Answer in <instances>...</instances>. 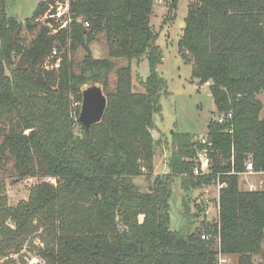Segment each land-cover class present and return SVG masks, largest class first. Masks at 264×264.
Returning <instances> with one entry per match:
<instances>
[{"label":"trees","instance_id":"1","mask_svg":"<svg viewBox=\"0 0 264 264\" xmlns=\"http://www.w3.org/2000/svg\"><path fill=\"white\" fill-rule=\"evenodd\" d=\"M61 1L69 2L65 28L55 19ZM157 1L44 0L23 25L0 0V173L9 171L14 183L55 179L33 186L16 206L0 180V264H27L24 250L44 264L264 259V187H239L247 161L264 174V104L258 98L264 93V0H190L182 57L192 65V79L209 86L218 117L209 122L205 143L173 133L170 173L154 176L159 142L153 116L161 113L167 87L152 26ZM163 1L166 19L174 20L178 0ZM24 30L34 36L29 43ZM102 33L109 57L96 59L90 44ZM79 49L85 55L75 65L70 55ZM53 55L55 67L48 69ZM119 58L148 61L142 92L133 84L131 63L116 70V88L108 91ZM93 85L103 89L107 107L87 132L79 117L83 91ZM204 149L209 172L195 175ZM144 176L147 192L137 183ZM175 183L186 204L194 191L224 184L218 220L187 234L171 230ZM204 234L211 238L203 240Z\"/></svg>","mask_w":264,"mask_h":264},{"label":"rangeland","instance_id":"2","mask_svg":"<svg viewBox=\"0 0 264 264\" xmlns=\"http://www.w3.org/2000/svg\"><path fill=\"white\" fill-rule=\"evenodd\" d=\"M42 1L44 0H7L6 14L16 18L24 25L26 19L33 16L37 6ZM63 3V1L58 2L57 7L58 5L64 6ZM189 3L190 0H178L174 20L166 19L168 10L165 1H157L154 8L152 26L158 35L157 45L160 47L163 54L162 64L158 67V73L166 82L167 86L166 92L161 98V113L153 116L154 127L152 131L155 139L159 142L157 148L159 152L154 159V176L170 173L168 158L171 154V147L173 145V133L191 134L205 141L209 122L218 117L209 86H200L197 80L192 79V65L187 64L182 57L180 41L186 26ZM64 12L65 9L63 7V15ZM67 24L68 23L63 20L60 21L58 25H63L62 27L65 28ZM33 37V35L24 30L22 39H26L27 43H29ZM90 50L96 59L109 57V46L104 33L99 34L97 39L90 44ZM60 55L61 54L58 53V56ZM84 55V50L79 49L75 53H71L70 56L75 65H78L82 61ZM53 59L54 55L46 62V68L51 69L55 67ZM113 61L115 70L111 72L109 76L108 91L113 92L116 88V70L119 67L128 66L131 63L133 84L137 91L142 92L143 88L141 82L146 81L150 75L148 61L145 59L142 62H129L124 58L113 59ZM58 66L59 62L57 61L56 67ZM258 98L264 104V93L260 94ZM260 115L261 119H264V110ZM199 153L196 158L197 162L200 161ZM248 162L249 161H247V163ZM9 168L10 167H8V169ZM206 170H208L207 167L203 166V171ZM143 171L146 173V170L143 169ZM146 178L147 177L144 176L137 181L144 192H147L150 187V183H147ZM0 180L5 185V192L8 196V203L10 206H16L19 202L27 200L29 198L30 189L36 184L42 181L55 183V179L51 178H29L26 180H18L14 183V179L10 177L9 171L5 173L1 172ZM223 187L224 184L221 185L218 183L215 186L213 185L205 189L196 190L192 193L189 203L186 204L184 202L185 195L180 185L175 183L173 186V195L170 200V229L187 234L188 232H195L198 229L202 230L204 222H216L219 217L217 199H219L220 190ZM239 187L241 190L245 191H257L262 189V187H264V174L240 175ZM203 200L209 201L210 205L202 204ZM142 219L143 218H141V220ZM35 244L40 245L38 241ZM24 253L26 255L24 259L28 262L27 264H44L35 253L26 252V250H24ZM15 259H17V256H15ZM219 259H221L222 262H220ZM255 260L256 264H264V259L261 256H256ZM217 264L237 263L236 261L229 262L228 256L220 255Z\"/></svg>","mask_w":264,"mask_h":264},{"label":"water","instance_id":"3","mask_svg":"<svg viewBox=\"0 0 264 264\" xmlns=\"http://www.w3.org/2000/svg\"><path fill=\"white\" fill-rule=\"evenodd\" d=\"M82 95L83 101L79 122L88 132L93 125L102 120L107 107V98L103 89L97 85L85 89ZM118 226L120 230L124 229L120 221H118Z\"/></svg>","mask_w":264,"mask_h":264},{"label":"built area","instance_id":"4","mask_svg":"<svg viewBox=\"0 0 264 264\" xmlns=\"http://www.w3.org/2000/svg\"><path fill=\"white\" fill-rule=\"evenodd\" d=\"M64 4V6L63 5H58V7H57V11H56V19H57V21H65V22H69V18H68V11H69V2L68 1H66V2H64L63 3ZM63 7H64V9H65V12H64V15H63V13H62V10H63ZM63 25H61L60 26V28H63L62 27ZM231 115H229V117H230ZM219 122L220 123H222L223 122V118H220L219 119ZM203 143H205V141H203ZM199 163H200V168L199 169H196L195 170V175H203V174H206V173H208L209 172V170H206V171H203V166H206L207 167V169H208V165H209V157H208V151L206 150V149H204L201 153H199ZM245 175H253V174H258L257 172H255V170H254V166H253V163L251 162V161H249L247 164H246V170H245V173H244ZM259 174H262V173H259ZM211 238V236L210 235H206V234H204L203 236H202V239L203 240H208V239H210ZM217 241H219V239H216ZM220 257V256H219ZM219 261L220 262H222V260L221 259H219Z\"/></svg>","mask_w":264,"mask_h":264},{"label":"crops","instance_id":"5","mask_svg":"<svg viewBox=\"0 0 264 264\" xmlns=\"http://www.w3.org/2000/svg\"><path fill=\"white\" fill-rule=\"evenodd\" d=\"M263 110H264V107H263ZM263 110H262V112H263ZM262 112H261V114H262ZM261 116V115H260ZM243 191H245V190H243ZM219 198V197H218ZM218 200V199H217ZM204 202H205V205H210V203H209V201H207V200H204ZM218 203V202H217ZM218 205V204H217ZM218 207H219V205H218ZM218 213H219V210H218ZM238 258L236 257V256H228V261L229 262H231V261H236V263H237V260ZM238 264V263H237Z\"/></svg>","mask_w":264,"mask_h":264}]
</instances>
